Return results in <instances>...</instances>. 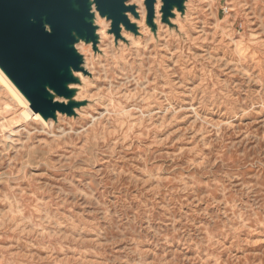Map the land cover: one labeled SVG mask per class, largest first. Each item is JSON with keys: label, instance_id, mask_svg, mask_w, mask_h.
<instances>
[{"label": "rangeland", "instance_id": "obj_1", "mask_svg": "<svg viewBox=\"0 0 264 264\" xmlns=\"http://www.w3.org/2000/svg\"><path fill=\"white\" fill-rule=\"evenodd\" d=\"M80 42L75 116L0 76V264H264V0ZM66 102L65 99H59Z\"/></svg>", "mask_w": 264, "mask_h": 264}, {"label": "water", "instance_id": "obj_2", "mask_svg": "<svg viewBox=\"0 0 264 264\" xmlns=\"http://www.w3.org/2000/svg\"><path fill=\"white\" fill-rule=\"evenodd\" d=\"M185 1L160 0L161 21L170 24L175 11L184 12ZM156 2L144 0L151 30ZM96 12L110 21L116 37L121 25L137 33L127 12L135 18L138 13L126 0H0V69L44 120H56L58 113L75 116L83 105L75 98V85L80 83L77 73L88 72L76 45L90 43L97 49Z\"/></svg>", "mask_w": 264, "mask_h": 264}, {"label": "bare ground", "instance_id": "obj_3", "mask_svg": "<svg viewBox=\"0 0 264 264\" xmlns=\"http://www.w3.org/2000/svg\"><path fill=\"white\" fill-rule=\"evenodd\" d=\"M0 76L1 78L5 81V83L7 84V86L18 96V98L21 99V101L24 104V112L26 114H31L33 116V119L35 120H39L41 122H45L46 120H44L39 113L34 112L30 106H29V102L25 99V97L20 93V91L14 86V84L8 79V77L2 72V70L0 69ZM79 96H76V99H78ZM60 114V113H59Z\"/></svg>", "mask_w": 264, "mask_h": 264}, {"label": "snow or ice", "instance_id": "obj_4", "mask_svg": "<svg viewBox=\"0 0 264 264\" xmlns=\"http://www.w3.org/2000/svg\"><path fill=\"white\" fill-rule=\"evenodd\" d=\"M40 27H41V30L44 29V25L43 24H41ZM49 31H51V29H49Z\"/></svg>", "mask_w": 264, "mask_h": 264}]
</instances>
